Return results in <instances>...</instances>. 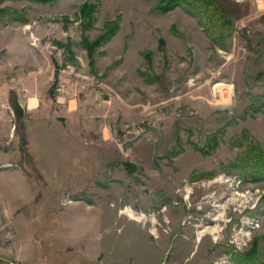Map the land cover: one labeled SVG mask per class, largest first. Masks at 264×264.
Returning <instances> with one entry per match:
<instances>
[{
    "label": "rangeland",
    "instance_id": "rangeland-1",
    "mask_svg": "<svg viewBox=\"0 0 264 264\" xmlns=\"http://www.w3.org/2000/svg\"><path fill=\"white\" fill-rule=\"evenodd\" d=\"M218 1L0 0V264H264V0Z\"/></svg>",
    "mask_w": 264,
    "mask_h": 264
},
{
    "label": "trees",
    "instance_id": "trees-1",
    "mask_svg": "<svg viewBox=\"0 0 264 264\" xmlns=\"http://www.w3.org/2000/svg\"><path fill=\"white\" fill-rule=\"evenodd\" d=\"M161 2L159 6L163 11L172 9L175 6H180L185 12L190 15L197 16L203 27L220 28L222 30L227 21L225 8L218 0H158ZM86 4H82V8ZM210 31V29H209ZM209 34V32H208ZM224 37V34L221 36ZM219 39L216 37L215 40ZM261 160L264 159V154H261Z\"/></svg>",
    "mask_w": 264,
    "mask_h": 264
},
{
    "label": "bare ground",
    "instance_id": "bare-ground-1",
    "mask_svg": "<svg viewBox=\"0 0 264 264\" xmlns=\"http://www.w3.org/2000/svg\"><path fill=\"white\" fill-rule=\"evenodd\" d=\"M222 182V181H221ZM187 191L189 192V188H187ZM129 218L134 219L136 221H142L143 218H145V215H136L131 211H128ZM222 213L219 215L215 216L214 220L218 218V216L222 217ZM154 222V221H153ZM151 232H155L154 229L152 228ZM218 231V227H202L201 229L198 230L197 232V240L201 239V237L205 236L206 234H216ZM236 240H240L238 237H236Z\"/></svg>",
    "mask_w": 264,
    "mask_h": 264
},
{
    "label": "crops",
    "instance_id": "crops-1",
    "mask_svg": "<svg viewBox=\"0 0 264 264\" xmlns=\"http://www.w3.org/2000/svg\"><path fill=\"white\" fill-rule=\"evenodd\" d=\"M33 103H34V99H30L29 104L31 105ZM31 108H33V107H31Z\"/></svg>",
    "mask_w": 264,
    "mask_h": 264
},
{
    "label": "built area",
    "instance_id": "built-area-1",
    "mask_svg": "<svg viewBox=\"0 0 264 264\" xmlns=\"http://www.w3.org/2000/svg\"><path fill=\"white\" fill-rule=\"evenodd\" d=\"M255 2H256V3H258V1H257V0H255ZM12 264H18V263H12Z\"/></svg>",
    "mask_w": 264,
    "mask_h": 264
}]
</instances>
